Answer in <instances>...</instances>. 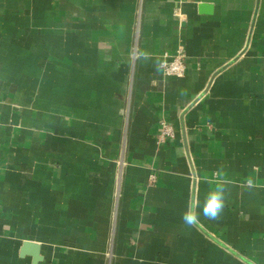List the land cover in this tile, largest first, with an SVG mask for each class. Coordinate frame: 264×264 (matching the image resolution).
<instances>
[{"label": "crops", "instance_id": "obj_1", "mask_svg": "<svg viewBox=\"0 0 264 264\" xmlns=\"http://www.w3.org/2000/svg\"><path fill=\"white\" fill-rule=\"evenodd\" d=\"M0 264H264V0H0Z\"/></svg>", "mask_w": 264, "mask_h": 264}, {"label": "clouds", "instance_id": "obj_2", "mask_svg": "<svg viewBox=\"0 0 264 264\" xmlns=\"http://www.w3.org/2000/svg\"><path fill=\"white\" fill-rule=\"evenodd\" d=\"M225 207V186L218 184L210 187L204 196L203 204L189 203L181 215V220L188 227L194 226L200 219L201 215L209 220L219 219Z\"/></svg>", "mask_w": 264, "mask_h": 264}, {"label": "built area", "instance_id": "obj_3", "mask_svg": "<svg viewBox=\"0 0 264 264\" xmlns=\"http://www.w3.org/2000/svg\"><path fill=\"white\" fill-rule=\"evenodd\" d=\"M162 71L165 75H175L182 76L185 74L186 63H185V53L182 48H179L175 54L162 61L161 63ZM174 135L172 126L165 120L161 122V130L158 135L159 141H164L168 137Z\"/></svg>", "mask_w": 264, "mask_h": 264}, {"label": "water", "instance_id": "obj_4", "mask_svg": "<svg viewBox=\"0 0 264 264\" xmlns=\"http://www.w3.org/2000/svg\"><path fill=\"white\" fill-rule=\"evenodd\" d=\"M200 9H204V10H207V11H211L212 9V5L206 3V2H203L200 4ZM31 249L33 251V255H34V260L35 261H39L42 259V256L40 254V244L37 243V242H34V241H30V240H26L23 242V246L21 248V252L24 253L26 252L27 250Z\"/></svg>", "mask_w": 264, "mask_h": 264}]
</instances>
